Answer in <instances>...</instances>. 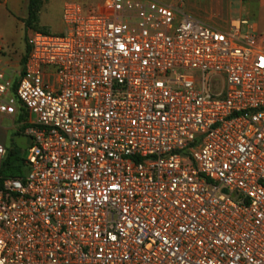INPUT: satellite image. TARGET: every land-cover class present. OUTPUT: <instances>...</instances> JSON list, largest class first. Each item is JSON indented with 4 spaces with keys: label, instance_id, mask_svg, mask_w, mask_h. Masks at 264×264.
Masks as SVG:
<instances>
[{
    "label": "built area",
    "instance_id": "built-area-1",
    "mask_svg": "<svg viewBox=\"0 0 264 264\" xmlns=\"http://www.w3.org/2000/svg\"><path fill=\"white\" fill-rule=\"evenodd\" d=\"M63 23L31 34L15 93L0 56V116L32 139L0 264H264V34L153 0Z\"/></svg>",
    "mask_w": 264,
    "mask_h": 264
},
{
    "label": "rangeland",
    "instance_id": "rangeland-1",
    "mask_svg": "<svg viewBox=\"0 0 264 264\" xmlns=\"http://www.w3.org/2000/svg\"><path fill=\"white\" fill-rule=\"evenodd\" d=\"M83 3L86 5V11L99 10L100 6L105 0H42L41 10L38 15L37 23L34 26L27 27L25 20L23 25L18 24L10 36L2 37L0 39V48L3 49V53L0 56L4 59H8V63L11 67V79L13 86H17L20 73L22 71L23 60L27 55L29 48L30 36L33 32H40L50 36H61L65 32V26L63 23V9L66 2ZM176 9H181L184 14L200 20L199 18L209 17L206 14L207 8L211 5V0H153ZM190 13H194L193 15ZM233 18L238 17L237 12L231 15ZM226 17V16H223ZM254 17V16H252ZM257 17V16H256ZM254 19V20H253ZM257 18H252L251 22L257 21ZM202 21V20H200ZM211 27L218 28L210 25ZM223 29V28H219ZM1 33V32H0ZM264 34V33H259ZM182 73L181 71L178 74ZM192 75L199 78L198 72H191ZM196 90H200V86H196ZM220 90L219 83L215 82L213 91L217 92ZM20 113V112H19ZM28 120V117L26 121ZM25 121V122H26ZM22 118H0V142L5 144L7 150L14 147L17 138L25 131L23 129ZM22 155L26 157V152ZM2 167V166H1ZM0 167V169H1ZM29 168L24 167V175L28 174Z\"/></svg>",
    "mask_w": 264,
    "mask_h": 264
},
{
    "label": "crops",
    "instance_id": "crops-1",
    "mask_svg": "<svg viewBox=\"0 0 264 264\" xmlns=\"http://www.w3.org/2000/svg\"><path fill=\"white\" fill-rule=\"evenodd\" d=\"M107 0L104 1V3ZM76 3V2H66ZM104 3L101 5L103 6ZM80 4L86 9V5ZM100 6V7H101ZM29 0H0V39L10 36L16 28L17 23L23 25V20L28 17ZM209 16L207 18H199L201 22L218 28L226 29L232 19H245L249 22V30L256 33H264V0H211V5L205 11ZM237 12L238 17L233 18L231 15ZM194 14V13H190ZM226 16V17H223ZM254 16V17H252ZM257 16V17H256ZM252 18L257 21L251 22ZM254 20V19H253ZM0 53L3 49L0 48ZM28 55V54H27ZM6 65V73L11 78L10 65L8 59H4ZM23 70V65H22ZM22 73V71H21ZM20 73V75H21ZM20 112V113H19ZM14 117L0 116V118H15L22 115V110ZM22 125H25L24 123ZM24 137L21 134L18 138ZM17 138V139H18ZM1 143V142H0ZM3 144V143H1ZM5 146V144H3ZM6 147V146H5ZM24 151V150H23Z\"/></svg>",
    "mask_w": 264,
    "mask_h": 264
},
{
    "label": "trees",
    "instance_id": "trees-1",
    "mask_svg": "<svg viewBox=\"0 0 264 264\" xmlns=\"http://www.w3.org/2000/svg\"><path fill=\"white\" fill-rule=\"evenodd\" d=\"M42 0H29V8H28V17L25 20V24L27 27L34 26L37 23L38 15L41 10ZM29 52V48H28ZM27 52V54H28ZM26 57L23 60V66L26 62ZM19 82V81H18ZM17 86H13V92L15 93L17 90ZM22 122H25L27 119V114L22 110ZM21 122V123H22ZM27 125H23V129L25 130ZM7 149V148H6ZM25 152L20 149L16 144L14 147L7 150L6 157L2 163V167L0 169V189L2 188L3 181L7 178H20L24 175V167H25V158L22 153Z\"/></svg>",
    "mask_w": 264,
    "mask_h": 264
},
{
    "label": "water",
    "instance_id": "water-1",
    "mask_svg": "<svg viewBox=\"0 0 264 264\" xmlns=\"http://www.w3.org/2000/svg\"><path fill=\"white\" fill-rule=\"evenodd\" d=\"M32 144V139L30 137H20L16 140V145L26 151L28 147Z\"/></svg>",
    "mask_w": 264,
    "mask_h": 264
}]
</instances>
